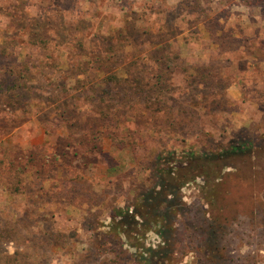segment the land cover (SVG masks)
Masks as SVG:
<instances>
[{
  "label": "rangeland",
  "instance_id": "obj_1",
  "mask_svg": "<svg viewBox=\"0 0 264 264\" xmlns=\"http://www.w3.org/2000/svg\"><path fill=\"white\" fill-rule=\"evenodd\" d=\"M4 74L0 258L264 264V0H0Z\"/></svg>",
  "mask_w": 264,
  "mask_h": 264
},
{
  "label": "trees",
  "instance_id": "obj_2",
  "mask_svg": "<svg viewBox=\"0 0 264 264\" xmlns=\"http://www.w3.org/2000/svg\"><path fill=\"white\" fill-rule=\"evenodd\" d=\"M4 75L7 77H5V76L0 77V97L5 100L6 104L10 105L13 102L12 101L13 98H12L11 94L7 95V92L12 90V88L14 87L13 83L17 80H16V78H14L12 76H11L12 78H9L10 76L7 74H4ZM8 100H10V101H8ZM190 165L191 164L184 165V164L178 163L174 167V170L168 171L166 174H162L161 177L163 178L162 179L163 184L158 186V192L156 194H160V195L164 196V200L168 203L171 202V199L167 198L168 196H170L171 198H176V196H177L176 193L179 192V187L177 185L176 186L173 185V183H175V181H178V179H180V178L183 179L184 175L182 176V172L185 170H189L190 167H193V165L192 166H190ZM199 167H202V169H203V168H206V165H204V163H203ZM214 168H216L215 171H217V169L219 167H214ZM110 170L117 171L118 166H115L114 168H111ZM159 179L161 181L160 177H159ZM166 180H168V181H166ZM170 181H172V182L174 181V182L170 183ZM168 186H171V189H168ZM147 201H149V199ZM119 226L120 227L125 226L124 222L123 223L118 222V227ZM17 239H20V236L15 233V230L11 227V225L9 223H5L4 226L2 228H0V241L12 242L17 246V244H18ZM19 245L20 244H18V246ZM19 256H21V253L17 251L13 258H10L8 256H6V258L2 257V258H0V264H1L2 260H3V264H5L6 260L7 261L10 260V263L13 264V262L18 261L17 259Z\"/></svg>",
  "mask_w": 264,
  "mask_h": 264
}]
</instances>
